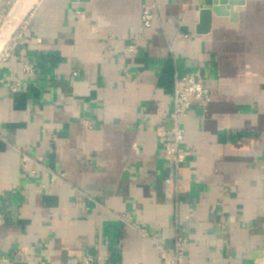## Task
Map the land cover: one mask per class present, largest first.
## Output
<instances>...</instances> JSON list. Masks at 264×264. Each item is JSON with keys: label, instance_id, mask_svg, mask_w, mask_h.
<instances>
[{"label": "crops", "instance_id": "crops-1", "mask_svg": "<svg viewBox=\"0 0 264 264\" xmlns=\"http://www.w3.org/2000/svg\"><path fill=\"white\" fill-rule=\"evenodd\" d=\"M15 1L0 0V15ZM214 4L36 3L0 71V256L161 264L157 244L172 250L181 234L183 264L253 263L264 250V0L235 6V19L213 14L206 29L199 12ZM190 72L212 99L182 120L175 200L161 154L174 75Z\"/></svg>", "mask_w": 264, "mask_h": 264}, {"label": "built area", "instance_id": "built-area-1", "mask_svg": "<svg viewBox=\"0 0 264 264\" xmlns=\"http://www.w3.org/2000/svg\"><path fill=\"white\" fill-rule=\"evenodd\" d=\"M159 5L153 3L151 5L142 6V24L145 28L151 27L152 21L158 14ZM3 15H0V20ZM24 29V23H22L11 39L8 48L5 49L0 54V71L6 61L9 58L10 45L19 40L22 36ZM128 53L134 54L138 52L137 45L128 46ZM23 72L26 76H32L35 72V64L28 59L23 60L22 66ZM3 79L0 78V83ZM211 92L207 88L204 79L199 72L190 73H175L173 81V92L171 96L172 100V113L170 115L171 128L166 133V141L164 143L162 158L167 162L169 166V177L165 180L166 196L169 199H177L178 197V182H179V168L180 165L185 160V151L183 145L185 143L184 129L182 126V120L188 116V112L193 107L194 102H199L203 104H208L211 102ZM29 158L24 157V162H27ZM41 162V159H38ZM64 178L63 174H55L52 180H62ZM0 215V219H1ZM120 221L125 225H131L132 218L130 215L125 214L120 216ZM143 233V232H142ZM145 236V233L143 234ZM186 239L177 235L174 240V248L172 250H167L163 246L157 244L161 264H183L184 261V244ZM27 251L25 249L18 250L14 256L13 260L7 258L6 256H0V264H14L15 261L25 260ZM76 264H107L106 260H101L92 254H84L80 256ZM252 264H264V250L260 252L258 257L253 261Z\"/></svg>", "mask_w": 264, "mask_h": 264}, {"label": "water", "instance_id": "water-1", "mask_svg": "<svg viewBox=\"0 0 264 264\" xmlns=\"http://www.w3.org/2000/svg\"><path fill=\"white\" fill-rule=\"evenodd\" d=\"M71 3H90L91 0H69ZM30 0H22L21 4L17 6L19 3L15 1L12 5L10 11L6 15L2 25L0 26V54L7 46L10 39L14 36V34L19 29L20 25L25 21L28 14L33 10L25 13V8H27ZM39 2V0H38ZM245 5V0H215V4L211 9H202L199 12V19L202 25L206 26L208 29L210 27V21L212 19V15L216 14V16H230L232 18H236L238 13L234 10L235 6H243ZM205 33V32H203Z\"/></svg>", "mask_w": 264, "mask_h": 264}, {"label": "bare ground", "instance_id": "bare-ground-1", "mask_svg": "<svg viewBox=\"0 0 264 264\" xmlns=\"http://www.w3.org/2000/svg\"><path fill=\"white\" fill-rule=\"evenodd\" d=\"M16 1L19 2V3L17 4V6H19V5L21 4V2H22V0H16ZM37 2H38V0H30V2H29V4H28L27 8H25L26 10H25V13H24V14L28 13L29 11H31L32 8L36 5Z\"/></svg>", "mask_w": 264, "mask_h": 264}, {"label": "rangeland", "instance_id": "rangeland-1", "mask_svg": "<svg viewBox=\"0 0 264 264\" xmlns=\"http://www.w3.org/2000/svg\"><path fill=\"white\" fill-rule=\"evenodd\" d=\"M12 5H13V4H12ZM12 5H11V7H12ZM11 7H10L9 10L6 12V14H4L3 17L1 18V20H0V26L2 25V23H3V21H4L5 17H6V15H7L8 12L10 11ZM11 39H12V38H11ZM11 39H10V41L8 42L6 48H8V45L10 44Z\"/></svg>", "mask_w": 264, "mask_h": 264}]
</instances>
